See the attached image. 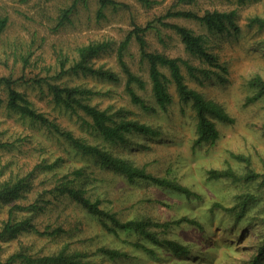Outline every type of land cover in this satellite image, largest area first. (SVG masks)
Masks as SVG:
<instances>
[{
  "label": "rangeland",
  "instance_id": "374dc122",
  "mask_svg": "<svg viewBox=\"0 0 264 264\" xmlns=\"http://www.w3.org/2000/svg\"><path fill=\"white\" fill-rule=\"evenodd\" d=\"M76 1L75 7L60 24L61 14ZM117 5H106L98 14L99 0H0V17H7L1 33L0 73L16 79L15 85L26 91L33 105L56 119L60 126L73 130L87 141L100 144L113 154L133 164L145 166L149 172L175 180L191 188L200 197L185 196L177 191L158 186L146 180H128L113 170L101 168L91 157L75 152L71 145L40 123L31 122L17 112L8 111L0 104V169L7 174H24L36 163H47L61 156L60 165L52 172L35 170L30 178L31 192L27 199L38 198L39 191L53 185L57 173L82 167L84 176L77 180L92 198L121 219H150L152 222L171 221L181 217L194 219L198 224L181 221L172 224L165 232L151 227L159 238L175 239L187 244L188 255L175 256L159 244L143 240L133 232L107 230L96 218L79 204L64 195L57 198L48 209L38 214L35 221L40 229L51 226L62 230L55 236L28 232L12 241L10 252L24 245L40 254H50L65 249L66 252L82 250L90 253V263L95 264H241L256 255L264 245V94L253 101L248 97L256 92L247 83L255 75L264 79V28L248 26V18L264 17V0H196L192 4L173 6L175 0H116ZM190 9L199 13L205 10L236 9L237 33L209 32L197 20L170 16L165 21L190 28L195 33L207 35L208 49L218 61L228 68L217 76L201 81L183 71L187 83L204 97L224 107L233 117L232 123H216L219 135L214 143L194 144L196 113L190 103L178 98L170 83L172 101L166 109L156 102L148 77V67L137 42L130 40L123 59L129 69L145 80V88L135 86V92L146 107L134 103L125 89L126 76L117 58V46L135 26L154 27L145 31L150 51H160L169 56H180L191 64L201 65L198 57L184 50L180 36L170 27L157 21L170 9ZM112 39L116 45L100 55L96 63L111 66L119 79L107 80L93 75L65 74L58 78L63 60L67 67L76 57L79 45L91 40ZM26 59V60H25ZM163 70L167 72L164 68ZM32 77L43 78V86ZM68 81L83 84L96 94L91 103L119 113L129 119L148 123L160 129L157 137L131 133L125 143H110L81 126L76 114L54 106L51 94L41 87L46 83ZM3 97L5 92L0 89ZM121 111V112H120ZM82 115V114H81ZM210 168H231L239 177L209 179ZM253 178H245L247 174ZM249 196L246 210L241 214L239 202ZM53 200V199H52ZM215 202V204H213ZM5 209L0 211L1 220ZM143 241L153 251L142 250L130 242ZM117 247L127 257L109 259L94 254L98 246ZM264 263V254L262 260Z\"/></svg>",
  "mask_w": 264,
  "mask_h": 264
},
{
  "label": "trees",
  "instance_id": "16d2710c",
  "mask_svg": "<svg viewBox=\"0 0 264 264\" xmlns=\"http://www.w3.org/2000/svg\"><path fill=\"white\" fill-rule=\"evenodd\" d=\"M147 3L148 0H141ZM196 0H175L173 6L179 4H192ZM247 0H237L243 3ZM100 8L98 14H102V8L106 5H117L116 0H99ZM76 1L68 8L64 9L61 14L62 21L67 18L68 14L75 7ZM170 16H181L197 20L205 26L209 32L216 33H237L240 27L237 23L236 9L230 10H205L199 13L190 9H170L163 16L158 17L157 21L164 26L173 29L184 44L186 50L191 56L198 57L201 65L191 64L187 59L180 56H169L160 51H150L147 47L145 31L154 27L152 23H147L145 27L135 25L125 36L124 40L120 41L117 49V58L122 67V71L126 76L125 89L129 93L131 100L142 107H146L144 100L135 92V86L145 88V80L132 72L123 59V50H126L131 39L137 42L141 59L145 60L148 67V77L151 81V90L156 102L163 109L172 101L170 92V83L174 85L175 92L183 103H190V106L196 113V126L194 144L200 145L203 143H214L219 135L216 123L225 122L232 123L233 117L224 109L223 106L216 103L212 99L204 97L197 89L191 87L187 81L183 71L185 67L189 76L201 81L203 78L217 76L224 79L222 72H228V68L218 61L217 55L208 49L207 35L195 33L186 26L165 21L163 18ZM248 26L264 28V17L254 15L248 18ZM7 25V17H0V40L1 33ZM116 42L112 39L91 40L86 44L79 45L76 49V57L65 67L63 60L60 65V70L57 73L58 78L65 74H84L93 75L107 80L119 79L118 73L111 66L104 63L97 64L96 59L100 55L114 48ZM26 60V59H25ZM166 69L168 73H166ZM222 71V72H221ZM33 81L38 82V85L44 82L43 78L32 77ZM16 79L11 75H3L0 73V89L5 92L2 97L0 94V104L8 111L17 112L21 117L28 118L31 122L40 123L48 130L58 134L67 141L75 152L91 157L97 162L101 168L113 170L124 175L128 180L134 181L137 179L146 180L158 186L166 187L179 192L185 196H200L186 185H183L175 180L166 177L158 176L149 172L145 166L133 164L129 160L117 156L110 152L105 147L98 143L87 141V139L76 135L69 129L60 126L56 119L46 115L33 105V102L28 97L26 91H21L15 85ZM247 85L251 89H256L253 95L248 97L249 101L257 99L264 94V79L260 75H255L248 80ZM46 91L51 94L54 106L68 110L76 117L82 119L81 126L90 129L95 135L101 137L104 141L110 143H125L128 141V135L131 133L148 135L157 137L161 134L159 128L148 123L139 122L135 119H129L125 115L109 112L107 108H101L97 104L91 103L90 99L96 94L91 87L83 84H69L68 81L50 82L46 86L41 87V91ZM82 114V115H81ZM7 141H0V147L7 146ZM61 156H57L54 161L48 162L46 159L36 163L29 171L24 174L10 173L6 175L0 169V211L5 209L6 218L1 220L0 224V264H95L87 260L90 253L82 250L66 252L62 249L58 252L50 254H40L38 251H32L29 247L18 245L17 249H11L12 241L20 235L34 232L36 234H45L55 236L62 230L60 227L51 228L44 226L43 229L38 226L35 217L45 212L48 209V204H52L58 197L64 195L66 198L79 204L82 208L88 211L91 215L98 218L100 223L110 232L117 234L118 231H129L143 238L152 244H159L166 248L168 252L175 256L188 255L190 249L187 244H184L175 239L159 238L151 227H159L165 232L172 224H178L181 221L198 224L194 219L181 217L171 221L152 222L150 219H121L116 214L100 205L97 198H92L86 188L81 184H77V180H81L84 176L82 167H76L65 173H57L53 180V185L39 191V197L27 201L28 192L32 190L30 178L35 170L40 172H52L56 170V165H60ZM57 165V166H58ZM209 179L229 178L238 180L239 177L231 168H210L207 170ZM254 174H247L245 178H253ZM249 196H241L242 201L239 202L241 214L246 210ZM53 199V200H52ZM215 204V202L213 203ZM132 245L152 253L153 251L143 241L130 242ZM100 253L109 259L118 257H127L128 254L117 248L110 246H98L94 254ZM264 254V245L260 246L255 256L241 264H264L262 260Z\"/></svg>",
  "mask_w": 264,
  "mask_h": 264
}]
</instances>
